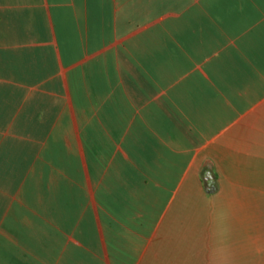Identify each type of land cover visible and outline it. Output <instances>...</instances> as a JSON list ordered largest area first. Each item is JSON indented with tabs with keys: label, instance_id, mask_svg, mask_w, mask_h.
Wrapping results in <instances>:
<instances>
[{
	"label": "crops",
	"instance_id": "obj_1",
	"mask_svg": "<svg viewBox=\"0 0 264 264\" xmlns=\"http://www.w3.org/2000/svg\"><path fill=\"white\" fill-rule=\"evenodd\" d=\"M0 264H264V0H0Z\"/></svg>",
	"mask_w": 264,
	"mask_h": 264
}]
</instances>
